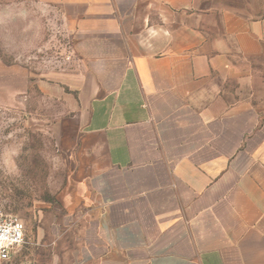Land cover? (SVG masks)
I'll return each instance as SVG.
<instances>
[{
	"label": "crops",
	"instance_id": "crops-1",
	"mask_svg": "<svg viewBox=\"0 0 264 264\" xmlns=\"http://www.w3.org/2000/svg\"><path fill=\"white\" fill-rule=\"evenodd\" d=\"M50 3L70 26L75 168L57 234L31 243L42 262L264 264V0ZM35 86L0 60V107Z\"/></svg>",
	"mask_w": 264,
	"mask_h": 264
},
{
	"label": "rangeland",
	"instance_id": "rangeland-1",
	"mask_svg": "<svg viewBox=\"0 0 264 264\" xmlns=\"http://www.w3.org/2000/svg\"><path fill=\"white\" fill-rule=\"evenodd\" d=\"M51 0H0V60L26 67L36 86L12 105L0 107V213L24 225V244L2 264H44L33 239L57 234L62 194L73 184L74 156L60 120L70 111L65 81L72 60L69 23ZM63 92L45 95L37 84ZM33 253L39 257L36 262Z\"/></svg>",
	"mask_w": 264,
	"mask_h": 264
},
{
	"label": "built area",
	"instance_id": "built-area-1",
	"mask_svg": "<svg viewBox=\"0 0 264 264\" xmlns=\"http://www.w3.org/2000/svg\"><path fill=\"white\" fill-rule=\"evenodd\" d=\"M25 228L15 216L0 213V264L24 244Z\"/></svg>",
	"mask_w": 264,
	"mask_h": 264
}]
</instances>
